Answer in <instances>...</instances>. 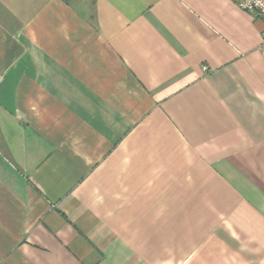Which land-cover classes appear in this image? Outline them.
Wrapping results in <instances>:
<instances>
[{"label": "crops", "instance_id": "obj_1", "mask_svg": "<svg viewBox=\"0 0 264 264\" xmlns=\"http://www.w3.org/2000/svg\"><path fill=\"white\" fill-rule=\"evenodd\" d=\"M238 0H0V264H264V19Z\"/></svg>", "mask_w": 264, "mask_h": 264}, {"label": "built area", "instance_id": "obj_2", "mask_svg": "<svg viewBox=\"0 0 264 264\" xmlns=\"http://www.w3.org/2000/svg\"><path fill=\"white\" fill-rule=\"evenodd\" d=\"M237 5L241 9L251 12L264 19V0H238Z\"/></svg>", "mask_w": 264, "mask_h": 264}]
</instances>
